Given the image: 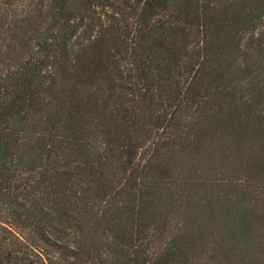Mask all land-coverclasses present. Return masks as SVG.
Returning a JSON list of instances; mask_svg holds the SVG:
<instances>
[{"label":"trees","instance_id":"trees-1","mask_svg":"<svg viewBox=\"0 0 264 264\" xmlns=\"http://www.w3.org/2000/svg\"><path fill=\"white\" fill-rule=\"evenodd\" d=\"M254 183L264 0H0V264H208Z\"/></svg>","mask_w":264,"mask_h":264},{"label":"rangeland","instance_id":"rangeland-1","mask_svg":"<svg viewBox=\"0 0 264 264\" xmlns=\"http://www.w3.org/2000/svg\"><path fill=\"white\" fill-rule=\"evenodd\" d=\"M200 206L201 204L197 203L196 207ZM242 210H248L249 217L245 220V225L238 228L234 227V232L225 228L226 216L222 218V222L211 226L214 228L212 238L201 240L206 254L204 263L210 264L209 256L214 254L216 247L226 249L234 254V242L239 235H244L251 241L255 251V260L252 264H264V185L254 183L245 195L234 189V220ZM203 223L201 220H196L192 222L189 228L184 227V230L190 232L196 239L201 234L202 229L206 227Z\"/></svg>","mask_w":264,"mask_h":264}]
</instances>
